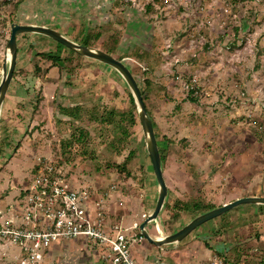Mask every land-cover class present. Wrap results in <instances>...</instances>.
Here are the masks:
<instances>
[{
    "label": "rangeland",
    "instance_id": "obj_1",
    "mask_svg": "<svg viewBox=\"0 0 264 264\" xmlns=\"http://www.w3.org/2000/svg\"><path fill=\"white\" fill-rule=\"evenodd\" d=\"M17 1L0 0V75L12 23L48 24L77 42L101 33L93 47L102 50L112 35L120 37L114 56L145 91L158 143L166 147L168 195L158 219L147 226L152 237L173 234L200 215L175 207L177 201L219 207L246 193L264 194V0H25L16 14ZM30 37H18L22 52ZM35 41L39 50L67 56L56 43ZM66 67V95L45 108L47 119L34 99L29 125L15 127L12 148H21L12 154L24 149L29 156L7 163L0 199L13 202L33 160L51 157L70 176V188L114 187L112 217L124 227L142 223L135 214L153 211L158 187L127 85L112 68L82 56L71 55ZM187 83L196 91L195 103L188 100ZM60 105L78 106L77 120L62 115ZM110 111L119 115L114 121ZM257 229H264V206L243 205L202 225L177 248L160 249L144 239L133 255L141 264H200L205 253L198 252L208 241L215 251L229 255L236 249L247 260ZM50 252L45 264H102L95 244L81 238Z\"/></svg>",
    "mask_w": 264,
    "mask_h": 264
},
{
    "label": "built area",
    "instance_id": "obj_2",
    "mask_svg": "<svg viewBox=\"0 0 264 264\" xmlns=\"http://www.w3.org/2000/svg\"><path fill=\"white\" fill-rule=\"evenodd\" d=\"M70 179L58 160L38 158L13 202L0 204V260L45 264L52 246L81 238L95 244L102 264H141L133 255V246L144 242L138 232L141 221L124 227L121 221L111 219L108 203L114 187L101 192L95 185L81 184L73 189ZM146 217V213L141 215L143 220ZM249 252L250 259L243 254L239 264H264V234ZM200 264L235 261L231 253L222 256L212 252Z\"/></svg>",
    "mask_w": 264,
    "mask_h": 264
},
{
    "label": "water",
    "instance_id": "obj_3",
    "mask_svg": "<svg viewBox=\"0 0 264 264\" xmlns=\"http://www.w3.org/2000/svg\"><path fill=\"white\" fill-rule=\"evenodd\" d=\"M23 34L39 35L55 41L84 58L107 65L115 70L124 80L136 107L138 120L143 132L145 149L150 158L152 171L158 187V196L154 209L139 226L142 237L149 244H152L160 249H163L165 246H174L177 248L183 240H185L199 227L240 206H264V197L262 196H246L237 198L229 203L216 207L213 210L198 215L173 234L164 235L159 238L152 237L147 230V226L150 223L155 222L162 213L168 195V187L164 176L162 160L152 119L148 113L140 87L136 78L132 74V71L126 65L124 60L118 59L100 48L82 45L72 40L62 32L49 26L12 23L10 25V36L6 45V60L0 75V115L16 69L18 48L17 37Z\"/></svg>",
    "mask_w": 264,
    "mask_h": 264
},
{
    "label": "crops",
    "instance_id": "obj_4",
    "mask_svg": "<svg viewBox=\"0 0 264 264\" xmlns=\"http://www.w3.org/2000/svg\"><path fill=\"white\" fill-rule=\"evenodd\" d=\"M42 25H48V24H42ZM27 36H32V37H30L28 41L27 48L24 49L25 52H22L20 50L18 41H17L18 54H17L16 69H15V72L17 74L15 77H13L11 86L6 95V98L3 104V109L0 115V174L7 170L6 169L7 163L11 160L12 157L17 156V155L29 156L27 152L24 151V149H21L19 154L13 155L12 154L13 151L15 154L21 147L18 146L17 148L15 147L12 148L13 147L12 145L15 142V138H16L15 137L16 136L15 127L19 128L18 125L22 127L23 126L25 127V124L29 125V123L26 122L27 121L26 119L32 117L30 113V111H32L31 104L34 101L36 95L38 94L40 95V97H42V101L39 104V111H38V113H41V117L44 116L45 108L48 107L51 102H52L51 103L52 106L57 105V103H55L54 101L58 100V97H57L58 95L60 96L66 95L65 94L66 92H64V90L67 88L62 84L64 81L63 78H64L65 73H61L55 67L49 69L50 63L42 60L40 57L37 56V53L43 52L45 50L43 49L39 50V47H37L35 40H41V43L46 44L47 46L54 44V41L46 37L39 36V35L30 34ZM46 50L48 51V49ZM35 64H38V66L42 68L41 75L35 74V72L33 71V67ZM36 82L40 83L39 87L34 86ZM8 100H10L9 105H7ZM50 109L53 113L54 108L50 107ZM38 116L36 115L35 118H38ZM44 118L47 119V116H44ZM31 153L35 154L36 151L32 150ZM33 157L35 158V156ZM33 161L34 162H33L31 172L33 171V168L35 167L37 163V161L35 160ZM3 191H4L3 188L0 189V198H1V194ZM241 196L242 197H246V196L264 197V194H258V193H250V194L248 193L247 194L246 193ZM6 198L7 196H5L4 199H0L1 203L3 201H7ZM238 198H241V197L238 196ZM235 199H237V197H235ZM108 204H109V213H110L111 219L116 220L112 217V212H111L112 211V201H109ZM141 215L142 213L138 214L136 212L135 214L136 218L133 217L135 218L134 220L139 219ZM203 252L205 253V255H203L202 260L214 251L205 252L202 249H200L198 252V255L200 256L201 255L200 253L203 254Z\"/></svg>",
    "mask_w": 264,
    "mask_h": 264
},
{
    "label": "trees",
    "instance_id": "obj_5",
    "mask_svg": "<svg viewBox=\"0 0 264 264\" xmlns=\"http://www.w3.org/2000/svg\"><path fill=\"white\" fill-rule=\"evenodd\" d=\"M24 1H25V0H18V1L16 2L15 7H14V9L16 10V14H18L19 9L21 8V4H22ZM27 35H29V34H23L22 36H27ZM19 36H21V35H19ZM19 36H18V37H19ZM18 37H17V41H18ZM100 37H101V33H96L94 36H93L92 33H90V34L86 35V36L84 37V39L80 40V42H78V43H80V44H82V45H85V46H93V40H94V41H98V40L100 39ZM74 41L77 42V40H74ZM54 43H56L57 46L61 47L63 50H65V51L68 52L66 57L63 56V54H61V53H54V52H50V51L39 52V53H37V56L40 57L42 60H44V61L50 63V67H49V69L55 67V68H57L61 73H65V72H67V71L70 70V69H67L66 64L71 60V55H77V56H79V57H81V56L78 55L77 53L71 51L70 49L64 47L63 45H61V44L55 42V41H54ZM119 44H120V37H119L118 35H112V36H111V40H110L109 44L106 45V48H105L104 51H105L106 53H108V54L114 56V53H116V51L118 50ZM17 54H18V48H17ZM118 59H119V58H118ZM47 70H48V69H47ZM33 71L35 72V74H38V75H41V74H42V68L39 67L38 64H35V65H34V67H33ZM16 74H17V73L14 72V77L16 76ZM132 74H133V73H132ZM134 77H135V76H134ZM137 82H138V81H137ZM187 84H188V85H187V88H186L185 90H186V92L189 93V95H190V97H189L188 100H189L190 102H194V103H195V102H197V98L194 97V93H195L196 91H195V89H194L193 87H191V86H192L191 84H190V85H189V83H187ZM138 85H139V83H138ZM139 87H140V90H141V93H142V96H143V100H144V102H145V91L141 88L140 85H139ZM38 96H39V97H38ZM129 96H130V98H131V100H132V102H133V99H132V97H131L130 94H129ZM35 100L37 101V103H35V104H36V109H39V104H40V102L42 101V97H40V95L37 94V96L35 97ZM58 109H59V112H60L62 115H65V116L71 118V119L74 120V121L77 120V118H78V116H79V115H78V111H79V107H78V106H77V107H65V106L60 105V106H58ZM147 110H148V109H147ZM38 111H39V110H38ZM38 111H37V112H38ZM148 113H149V115H150V117H151V119H152V123H153L154 131H155L156 124H155V122H154V120H153V118H152V116H151L149 110H148ZM109 114H110V115L108 116V118H109L110 116H112V120H113V121L115 120V118H116L117 116H119L118 113H116V112L114 113V111H110ZM109 120H110V119H109ZM129 120H130V123H131L132 126L136 124L137 119H136L135 115L132 114V115L130 116V119H129ZM125 132H126V134H127V131H125ZM155 135H156V133H155ZM156 139H157V135H156ZM157 143H158V140H157ZM18 145H19V143H18ZM18 145H16L15 148H17ZM158 147H159V152H160V156H161V160H162V166H163V162L166 160V147H165V146H160L159 143H158ZM14 150H15V149H14ZM13 152H14V151H13ZM58 162H59V161H58ZM59 163H60V162H59ZM60 164H61V163H60ZM125 168H126V166L123 167L122 171H123V172H124V171L127 172V174L129 175V171H127V169H125ZM167 206H169V205H167ZM176 206H177V207L180 206L181 210H189V209H193V210H195V211H200L198 214H203V213H205V212H208V211L213 210V209L216 208L215 205H211V204H209V205H203V204H199V203H196V204L193 203V204H191V203H183V202H180V201H177V202H176L175 207H176ZM178 208H179V207H178ZM236 209H237V208H236ZM178 214H179L178 212L175 213V215H173V217H174V218H177V217H178ZM225 215H226V214H224V215H222V216H225ZM138 232H139V235L141 236L139 230H138ZM252 234H253V237H254V242H255V244H256L257 241H259L260 236L264 234V229H257V230H254ZM202 250L205 251V252H206V251H214V252H217L218 254L224 256V255H223L224 253L222 254V252L215 251V247H214V245L208 243V241H205L204 248H203ZM241 255H242V254H241L240 252H238V250L236 251V249H235L233 252H231V256H232V259H234L235 264H239V263H240L241 258H242Z\"/></svg>",
    "mask_w": 264,
    "mask_h": 264
}]
</instances>
